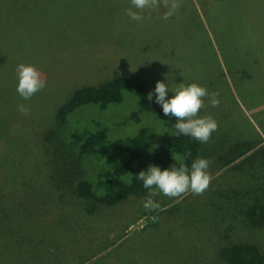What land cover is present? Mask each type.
I'll return each mask as SVG.
<instances>
[{"label": "rangeland", "instance_id": "obj_1", "mask_svg": "<svg viewBox=\"0 0 264 264\" xmlns=\"http://www.w3.org/2000/svg\"><path fill=\"white\" fill-rule=\"evenodd\" d=\"M130 7L131 0H0V264H31L32 253L38 261L46 255L39 264H77L91 254L82 264H224L219 249L234 242L256 244L264 264V225L243 215L252 201L264 204V0H182L168 20L162 6L132 20ZM20 63L46 79L30 100L16 91ZM113 77L152 90L162 81L171 95L193 82L218 92L219 106L205 99L199 113L218 129L198 156L252 147L220 169L213 157L202 195L159 194L152 198L163 210L149 211L147 191L86 213L64 176L70 167L74 177L93 176L99 164L70 161L69 134L90 121L114 136L131 134L136 122L127 117L141 102L124 89L119 104L81 105L64 121L55 112L75 88ZM148 110L139 116L157 127Z\"/></svg>", "mask_w": 264, "mask_h": 264}, {"label": "trees", "instance_id": "obj_2", "mask_svg": "<svg viewBox=\"0 0 264 264\" xmlns=\"http://www.w3.org/2000/svg\"><path fill=\"white\" fill-rule=\"evenodd\" d=\"M124 89H131L141 102L137 103V109L130 112L127 117L136 122V127L131 134L114 136L108 126L97 121H90L80 129L72 131L68 137L73 150L70 161L86 159L99 164L93 176L74 177L71 167L64 176V180L70 187L68 193L74 199L84 203L83 209L89 214L149 191L143 187V182L137 179L138 173L147 170L150 165L159 166L162 170L172 166L178 167L180 161L173 159V153L177 158L191 153V156L184 161L189 168L191 163L200 157L198 156L200 142L183 134L175 135L176 118L164 115L162 106L156 102L154 90L140 80L113 77L96 85L79 86L72 91L67 101L58 107L55 113L59 120L64 121L68 113L81 105L95 104L98 108L104 109L108 105L119 104L123 99ZM150 92L151 100L148 99ZM171 96L168 93V98ZM142 107H147L148 111L154 114L158 123L157 127L154 122H146L142 116H139L138 112ZM251 147L252 145H247L242 146L241 149L236 144V147L229 150L225 156L215 153L210 155L209 159L212 161L213 157L217 156L218 160L214 163L216 168L220 169ZM250 159L251 157L247 156L245 160L249 163ZM71 166L74 167V164ZM243 215L251 226H263L264 204L252 201L243 211ZM39 255L41 260L46 259L45 254L39 253ZM93 255L78 259L77 264L84 263ZM219 256L224 264H263V254L258 246L251 242H234L223 246L219 249ZM30 257L34 261L30 260ZM28 259V263L31 264H39L41 261L40 259L38 261L33 253Z\"/></svg>", "mask_w": 264, "mask_h": 264}, {"label": "clouds", "instance_id": "obj_3", "mask_svg": "<svg viewBox=\"0 0 264 264\" xmlns=\"http://www.w3.org/2000/svg\"><path fill=\"white\" fill-rule=\"evenodd\" d=\"M182 0H131L126 14L136 21L144 19L142 13L145 9L164 7L166 11L162 19L168 20L181 7ZM133 8L136 11H133ZM18 84L16 91L24 99L30 100L37 92L46 87V79L32 64L20 63L16 68ZM174 95L168 98L169 88L166 83L157 81L154 92L156 102L163 108L165 116L176 118L174 125L175 135H185L201 142L207 143L214 131L218 129L217 121L210 115L200 116L201 109L206 107L205 99L211 107L219 106V93L209 92L198 83L185 85L179 83L173 90ZM152 99V93L148 94ZM22 115H29L30 109L24 104L18 106ZM191 156L187 153L179 159V166L161 169L159 166L150 165L147 170L138 173L137 179L143 182V187L149 190V196L144 201L143 207L149 211L163 210L161 205L152 197L163 194L169 198H181L188 193L202 195L210 186L211 175L208 172L211 161L207 158H196L189 168L184 161Z\"/></svg>", "mask_w": 264, "mask_h": 264}]
</instances>
